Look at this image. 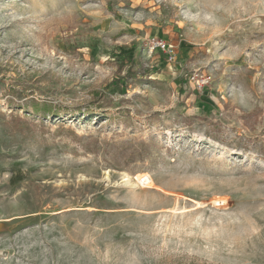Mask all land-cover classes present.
Segmentation results:
<instances>
[{
	"label": "rangeland",
	"instance_id": "374dc122",
	"mask_svg": "<svg viewBox=\"0 0 264 264\" xmlns=\"http://www.w3.org/2000/svg\"><path fill=\"white\" fill-rule=\"evenodd\" d=\"M0 264H264V0H0Z\"/></svg>",
	"mask_w": 264,
	"mask_h": 264
},
{
	"label": "built area",
	"instance_id": "2783aa9c",
	"mask_svg": "<svg viewBox=\"0 0 264 264\" xmlns=\"http://www.w3.org/2000/svg\"><path fill=\"white\" fill-rule=\"evenodd\" d=\"M152 48H153V50L157 49V50H161V51H167L170 54L174 53L172 46L168 42H166L162 39H154L152 41ZM192 78H193V80H196L200 86H202L203 83H207L211 80V77L206 76V75H202V76L195 75ZM226 203L227 202L224 200H219V202H217V205L220 207H223L226 205Z\"/></svg>",
	"mask_w": 264,
	"mask_h": 264
},
{
	"label": "trees",
	"instance_id": "16d2710c",
	"mask_svg": "<svg viewBox=\"0 0 264 264\" xmlns=\"http://www.w3.org/2000/svg\"><path fill=\"white\" fill-rule=\"evenodd\" d=\"M43 113H44V116H46L48 113L51 114V110H46Z\"/></svg>",
	"mask_w": 264,
	"mask_h": 264
}]
</instances>
